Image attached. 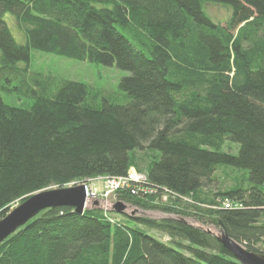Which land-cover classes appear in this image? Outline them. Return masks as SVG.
<instances>
[{
  "label": "trees",
  "instance_id": "trees-1",
  "mask_svg": "<svg viewBox=\"0 0 264 264\" xmlns=\"http://www.w3.org/2000/svg\"><path fill=\"white\" fill-rule=\"evenodd\" d=\"M204 3L230 8L224 25ZM30 50L129 74L99 104L83 83L29 73ZM12 92L32 104L5 103ZM144 148L159 153L143 170L157 193L123 190L120 200L264 254V0H0V219L39 191L140 171L130 154ZM219 169L232 184L214 191ZM111 217L42 210L0 244V264H239L215 235L179 219L129 217L165 243Z\"/></svg>",
  "mask_w": 264,
  "mask_h": 264
},
{
  "label": "rangeland",
  "instance_id": "rangeland-1",
  "mask_svg": "<svg viewBox=\"0 0 264 264\" xmlns=\"http://www.w3.org/2000/svg\"><path fill=\"white\" fill-rule=\"evenodd\" d=\"M203 10L214 23H221L222 25L225 24L226 20L231 15L230 8L225 4L204 3ZM4 21L14 40L19 44H23L25 42L24 31L17 24L15 16L12 13L8 12L4 15ZM19 66L23 67L24 64L19 63ZM28 72L42 74L43 76L50 75L63 80L83 83L87 85L93 91V93L97 94L96 102L99 104L103 100V97L112 94H117L119 92L118 84L120 80L129 74L127 71L119 70L114 66L110 67V66H103L100 64H93L88 61H79L75 59L57 56L54 54L36 51V50H30V61H29ZM13 85H17L16 82H13ZM1 98L5 103L20 108H27L33 102L32 96L31 97L23 96L21 94H18L17 92H12L11 94L1 93ZM232 146L233 147H230L231 149H233L231 152L233 154H236L237 145L233 144ZM227 148L228 146H225L223 150L227 151L228 150ZM130 155L131 157L134 156L133 159L135 160L137 165L142 168V170L138 171L134 166H132L129 168L128 172H135L139 176H145L144 171L146 164L150 161L151 157L158 156L159 153L144 148L143 150H137L134 153H131ZM226 173H228V171L223 169H219L216 171L215 176L217 177L218 181H216L214 186H212L211 190L215 191L217 190L216 188H226L232 184L230 178L225 176ZM107 177L108 176L95 177L88 180L86 183H70L65 187L85 184L87 187V197H86L87 205L85 207L86 210L100 209L104 212H108V213L110 212L112 214V217L115 218L120 223L126 222L127 224H131L139 231L165 243H169L168 241L170 240V238L168 236L149 227L132 223L130 222L129 219L132 217L135 218L149 217L154 219H161L167 217L176 218L179 219L180 221L183 220V222L189 223L195 227H199L204 230H207L215 236L219 235L220 232L214 227L202 226L200 225L199 222L195 221L192 218H186L180 216L178 217L170 214L168 215L160 211H149V210L145 211L130 203L120 200L117 193L123 190L130 192V194L140 198L141 196H145L149 194L144 190H142V188L136 182L124 185L122 190H120L121 188L114 189L112 191L110 189L108 190L107 188L108 186L106 185L107 180L105 179ZM245 184L244 185L247 186L249 182L247 181L245 182ZM116 187L118 186H112L111 188H116ZM48 189H54V188H48ZM94 193L95 194L97 193L98 196L96 197L92 196V194ZM104 193L107 194L106 197ZM162 195L163 197L167 196V194L163 192ZM161 199L163 198L161 197ZM167 199L168 198L163 199L162 203L168 204L169 202H167L168 201ZM24 201L25 200L19 203H15L13 206H11L8 213H10L11 210L19 206ZM180 202L182 204L181 200ZM118 203L123 205L124 208L122 210L123 212L120 214L117 213L113 208V206ZM125 216H127L128 218H126ZM173 240L181 245L189 246V244L186 241H183L182 239L175 238ZM175 247L182 253L188 254L187 250L184 247L182 246H175Z\"/></svg>",
  "mask_w": 264,
  "mask_h": 264
},
{
  "label": "water",
  "instance_id": "water-1",
  "mask_svg": "<svg viewBox=\"0 0 264 264\" xmlns=\"http://www.w3.org/2000/svg\"><path fill=\"white\" fill-rule=\"evenodd\" d=\"M86 197L87 187L85 184L46 189L30 195L23 203L0 219V244L42 210L70 207L75 213L83 214L87 205ZM113 208L119 214L124 209L123 205L119 203L115 204ZM216 238L239 264H264V254L246 251L223 232H220Z\"/></svg>",
  "mask_w": 264,
  "mask_h": 264
},
{
  "label": "built area",
  "instance_id": "built-area-1",
  "mask_svg": "<svg viewBox=\"0 0 264 264\" xmlns=\"http://www.w3.org/2000/svg\"><path fill=\"white\" fill-rule=\"evenodd\" d=\"M105 179L107 180V183H106V185L108 186L107 188H108V190L110 189L111 191L114 189H118V188H121L120 190H122L124 185L136 182L142 188V190L147 192L149 195L156 193V190H154L153 188H148L145 186L146 177L145 176H139L135 172H128L125 177H107ZM112 186H118V187L111 188ZM163 193H168V191L164 190ZM104 195H105V197L107 196L106 193H104ZM92 196L96 197V196H98V194L94 193V194H92ZM162 198L166 199V198H168V195L164 196V197L162 196ZM163 199H162V201H163Z\"/></svg>",
  "mask_w": 264,
  "mask_h": 264
}]
</instances>
